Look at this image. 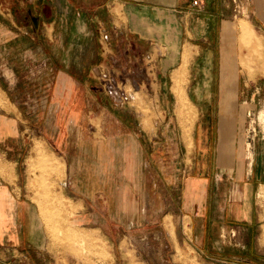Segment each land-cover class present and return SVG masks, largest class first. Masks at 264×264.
Segmentation results:
<instances>
[{
  "label": "crops",
  "instance_id": "crops-1",
  "mask_svg": "<svg viewBox=\"0 0 264 264\" xmlns=\"http://www.w3.org/2000/svg\"><path fill=\"white\" fill-rule=\"evenodd\" d=\"M8 1L20 7L4 13L0 2V17L11 15L12 24L16 27L14 21L30 20L34 27L20 33L7 27L5 36L7 41L20 35L29 38V45L21 48L24 55L22 68L28 70V85L32 84V79H38L43 89L33 91L38 93L36 101H41V104L32 105L12 101L8 91H13L14 99H19L15 95L18 84H13L12 90L7 88L8 91L0 86L13 105L11 109L1 107L0 110V117L7 119L0 121V213L5 214L0 223V242L17 245L40 243L32 194L27 186L30 179L28 159L36 140L29 145L23 138L27 130L21 129L20 117L60 115L62 79L67 68H85L90 73L99 67H112L113 58L118 60L120 68L126 70L132 61L130 53H154L158 49L153 75L161 88L158 99L163 119L160 124L151 123L147 128L140 114L131 112V107H124L129 118H122L121 123L125 126L123 130L116 128L121 133L113 140L115 147L110 148L121 147L126 163L137 165L136 173L139 175L148 166L156 169L159 158L166 166L177 164L176 173L180 180L177 182L171 170L172 174L167 179L171 191L166 196L167 207L171 208L169 214L179 220V237L174 239V246L181 243L192 250L199 264H264V137L257 131L252 140L246 142L248 114L241 101L244 88L259 76L264 77V66L254 76L249 75L242 63L240 45L241 22L246 20L261 36L262 45L256 46L259 48L257 52L264 55V0H199L197 7L193 6V0ZM237 2L246 6L245 16L240 17L239 23ZM19 15H24V18ZM189 33L198 39L212 37L214 41L208 44L193 41ZM63 35L71 38L68 52L77 50L81 53L84 49L90 55L86 65L63 64L60 41ZM105 36L117 37L116 45L108 44ZM183 36L186 37L184 43ZM186 47L192 50L188 65L184 59ZM6 53H15V49L7 45ZM11 70L17 82L19 69L12 66ZM184 70L188 71L186 81L179 78ZM189 74L193 76L189 78ZM73 75L79 81V76ZM175 77L179 79L174 80ZM88 83L86 80L85 84ZM28 94L29 100H34L31 93ZM87 94V116L96 118L94 102L99 99L88 91ZM178 97L182 102H178ZM175 102L180 111L186 107L194 118L196 116L191 136L189 129L184 128L185 120L176 112ZM97 105L101 106V103ZM36 107L43 112L37 113ZM104 108H109V105L105 104ZM97 123L99 127L93 122L88 126V131L94 135L104 131L100 120ZM44 138L48 140L46 135ZM104 143V140H98L87 144V149L97 148L96 155L102 158L105 155L101 151L106 146ZM53 148L47 145L55 158H59L60 163L63 158L65 164V197L69 198L71 205L83 206L80 212H93L95 201L103 197L92 183L96 179L94 173L86 170L83 184V172L76 157L70 159L66 152L55 147L61 153L58 154ZM93 150L87 157L94 156ZM175 150L177 161H174ZM165 153L167 160L163 159ZM174 189H179L177 195ZM135 190L134 196L123 194L125 208L118 211L141 213L144 217L148 212H156L150 206L152 197L156 203L157 194L154 192L155 195L149 196L148 207L137 184ZM154 206L157 207L156 204ZM8 216L11 219L8 220ZM153 223H156L155 219ZM139 225L129 222L124 227ZM24 229L29 233L28 240L22 238Z\"/></svg>",
  "mask_w": 264,
  "mask_h": 264
},
{
  "label": "rangeland",
  "instance_id": "rangeland-1",
  "mask_svg": "<svg viewBox=\"0 0 264 264\" xmlns=\"http://www.w3.org/2000/svg\"><path fill=\"white\" fill-rule=\"evenodd\" d=\"M0 2H2L1 7L4 13H11L16 7H20L19 5L13 6L8 0H0ZM236 12L237 23H239L240 17L245 16L246 6L241 2H237ZM11 17V15L0 17V86L8 91L7 88L12 90V85L18 84L15 87V92L18 91L15 95L19 99L17 97L14 99L13 91H8L15 103L41 104V101H36V98L39 97L38 93H33V91L37 92L43 89V86L40 85L41 81L32 79V84L28 85V82H30L28 70L22 68L24 55L21 48L29 45V38H22V35H20L15 37L14 40L7 41L5 36L7 27L8 29L14 28L16 33H20L21 30H27V28L34 26L30 20L24 21V19L19 20V22L14 21L17 27L13 26ZM19 17L24 18V15H19ZM193 25H196V23H193ZM240 29L241 34L244 31L240 43L241 56L243 55L242 63L248 70L249 75L254 76L264 66V55L257 52L259 48L256 46L262 45V38L252 30L246 20H242ZM258 34L261 35L259 30ZM64 35L60 40L62 43L63 64L86 65L90 55L84 49L83 51L79 50L81 53H78L77 50L68 52L71 38ZM189 36L191 40H200L205 44L214 41L212 37L198 39L190 33ZM105 39L108 40V44L110 43L113 46L116 45L118 40L117 37L107 36H105ZM182 39L184 43L186 37L183 36ZM7 45L10 48L13 47L15 53L7 54ZM160 47L164 52L163 46L160 45ZM175 47L177 48V45ZM180 48H182V45H180ZM115 55L117 56V54ZM129 55L132 61L126 70L123 67L120 68L118 60L113 58L111 59L112 67H99L91 70L90 73L86 72L85 68H67V73L63 75L62 79L60 115H55V117H20L22 120L21 129L27 130L23 138L28 144L36 140L32 145L28 159L30 165L28 176L30 179L27 186L29 193L32 194V209L40 243L27 245L23 242L17 245L0 242V264H199V260L192 255V250L181 243L175 244L176 246L173 245L174 239L179 237V220L177 216L169 214L171 208L167 207L166 196L171 191L170 185L167 183L169 175L172 174L171 170L174 171L173 176H176L177 182L180 180L179 174L176 173L177 164L166 166L159 158L156 169L153 166H148L139 175V173H136L137 165L126 163L121 147L110 148L115 147L113 140L116 138L115 136L121 133L116 128L123 130L125 126L124 123H121L122 118L128 117L125 115V112L128 111H125L124 107H131V112L133 110V112L140 114L147 128L151 126V123L152 125L155 123L156 125L160 124L159 122L163 119V112L158 99L161 88L155 83L156 76L153 75L155 73L154 66L159 56L158 49L154 53L134 54L132 52ZM185 58V63L188 65L190 58L192 59V50L188 47L185 49ZM7 59L9 62H7ZM12 66L19 69L17 71L19 77L17 82H15V74L13 75L11 70ZM70 72L77 74L79 81ZM208 72L206 70V73ZM187 76L188 71L184 70L179 78L186 81ZM192 76L193 74H189V78ZM179 78L175 77L174 80ZM86 80L89 81L88 84H85ZM191 82L192 79H190L189 86H191ZM171 87L174 92V84ZM117 90L119 91L117 92ZM87 91L100 100L94 102L96 118L87 116L88 102L86 98L87 96L89 98ZM22 93L26 94L23 95ZM28 93H31L34 100H29ZM4 97L8 99L6 93L0 88V102ZM241 101H243L242 106L248 114L246 118V129L248 130L246 142L251 141L253 134L257 131H260L261 136L264 137V77L259 76L253 83L244 88L243 100ZM99 102L101 106L97 105ZM171 103H173L172 100ZM105 104L109 105V108H104ZM1 107L6 108L0 104V110ZM36 108L37 113L43 112V110L39 111L38 107ZM176 112L185 120L184 128L189 129L191 136L194 126L193 119L196 116L194 118L192 112L187 110L186 107L181 111L176 109ZM5 120H7L5 117H0V121L4 122ZM99 120V124L104 125V131L100 130L97 132L99 134L95 133L97 135H94V133L88 131L89 123L93 122L99 127L97 123ZM44 135L48 140H45ZM20 140H22V137H20ZM98 140H104V144H106L101 150L105 153L102 158L97 157L95 152L97 148L95 150L92 148L87 149V144L96 143ZM36 143L43 145L40 153L34 152ZM48 144L51 147H57L62 152H66L70 159L76 157L77 165L83 172V184L86 180V170L90 174L94 173V177L99 180L95 179L92 183L95 184V188L99 189L97 192L103 197L95 201L93 212H80L84 207L71 205L69 198L65 197V188L63 187V181L66 177L65 164L63 158L60 163L59 158L56 159L55 155L47 149ZM101 144L103 145V143ZM122 144L123 141H121ZM54 148L53 150L59 154V150ZM91 150L94 151V156L87 157ZM174 153V161H177V150ZM163 157L167 160L166 153ZM57 165H59V171L61 169V174L52 171ZM45 166H47V169ZM166 168L168 169L166 170ZM90 178H92V175ZM136 184L141 189L140 195L144 198L148 207L150 206L149 196L155 195L154 192L157 194L156 203L155 198L152 197L150 206L151 209L155 208L157 211L148 212L146 217L141 213L118 211L125 208L122 202L124 193L130 196L136 194ZM124 186H127V188L125 189ZM178 192L179 189H174L175 195ZM155 204L157 207L154 206ZM151 214H154L152 218L149 217ZM4 217L5 214L0 213V223L3 222ZM21 218L24 219V217ZM9 219L11 217L8 216ZM153 219L156 220V223H153ZM129 222L134 224L137 222L141 225L125 228L124 224L126 225ZM23 237L24 240H28L27 237L29 238V233L25 229L22 232ZM183 258L185 259L183 260Z\"/></svg>",
  "mask_w": 264,
  "mask_h": 264
},
{
  "label": "bare ground",
  "instance_id": "bare-ground-1",
  "mask_svg": "<svg viewBox=\"0 0 264 264\" xmlns=\"http://www.w3.org/2000/svg\"><path fill=\"white\" fill-rule=\"evenodd\" d=\"M244 32V31H243ZM243 32H242V35H243ZM178 99L180 100H178V102L180 103V102H182L181 101V97H178ZM0 104L1 105H3L4 107H6V108H12V104L10 103V101L6 98V97H4L3 99H2V102H0ZM176 105V109L177 110H179L180 111V108H179V106H178V103H176L175 104ZM191 143V142H190ZM43 149V145L41 144V143H36V145H35V147H34V152L35 153H40V151ZM42 153V152H41ZM44 165H46L45 163H43ZM60 165V164H59ZM59 165H57V167L56 168H54L52 171H54V173H59ZM45 168L47 169V166H45Z\"/></svg>",
  "mask_w": 264,
  "mask_h": 264
},
{
  "label": "built area",
  "instance_id": "built-area-1",
  "mask_svg": "<svg viewBox=\"0 0 264 264\" xmlns=\"http://www.w3.org/2000/svg\"><path fill=\"white\" fill-rule=\"evenodd\" d=\"M199 5V0H193V6L197 7ZM119 90H117L118 92Z\"/></svg>",
  "mask_w": 264,
  "mask_h": 264
}]
</instances>
